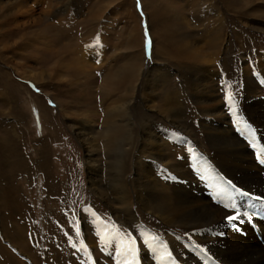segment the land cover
<instances>
[{
  "label": "rangeland",
  "instance_id": "1",
  "mask_svg": "<svg viewBox=\"0 0 264 264\" xmlns=\"http://www.w3.org/2000/svg\"><path fill=\"white\" fill-rule=\"evenodd\" d=\"M207 1L217 8L216 14L206 6V0H0V138H6L10 133L8 146L11 151H20L25 163L11 167L14 156L7 163L0 151V185L5 184L3 175L8 172L11 175L9 182L21 193L22 204L17 208L21 207L23 211L20 219L15 216L11 222L22 223V239L29 235L34 248L33 251L22 250L20 245L12 243L6 232L9 224L6 228L0 216V250L6 252L4 255L0 252V260L5 261L2 264H146L144 253L150 249L149 238L126 222L113 210L109 200L92 189L87 153L78 131L79 110L74 104L75 96L87 92L78 88L75 81L70 82L74 77L71 79L69 68L59 69L55 64L61 60L67 65L72 53L75 56L76 52L84 53L87 48L91 54L104 49V64L98 65L99 69H91L94 70L90 73L92 81L86 87L95 96L101 95V88H108L100 77L108 70H114L119 64L135 68L137 83L132 81L131 74L129 84L124 82L121 88L124 97L121 102L127 101L130 116L118 118L114 125L111 124L115 137L110 141L113 148L106 147L104 141L103 108L99 110L102 117H95L93 135L103 165L99 179L107 182L109 157L119 155L118 144L130 139L132 128L129 124L133 123L135 151L126 158L130 186L135 188L139 162L145 164L149 159L151 150L147 138L153 133L155 140L151 141L158 146L155 152L160 160L156 168L159 183L168 180L172 187L183 186L187 192V155L192 146L209 153L202 119L195 110L197 90L218 97L230 107L235 104L244 107L252 101L250 96L259 99L264 96V83H253L263 75L260 62L264 61V0L253 1V13L245 8L234 10L224 0ZM238 1L241 5L250 0ZM156 13L160 17L162 14V18ZM219 15L229 33L230 49L221 55L215 67L201 60H197V65L188 62L186 57L174 55V35L190 32L199 38L205 26L220 25ZM14 29L20 33L9 35ZM238 31L242 34L240 39ZM171 35L172 40H167ZM98 59L100 54L96 53L88 62L99 64ZM30 70L33 77L26 76ZM44 71V75H37ZM59 72H63L60 79ZM230 93L235 98L233 104H229ZM131 95L129 102L127 98ZM242 110L240 119L243 122L240 120L237 124L245 132L243 138L251 145L248 139L252 137L245 126L248 121ZM255 140L259 141L256 137ZM43 146L49 154L47 167L29 175L28 162L35 160ZM257 161L261 163L260 159ZM217 175L222 177L216 172L208 173L212 176L211 182L220 187ZM226 177L229 179L230 176ZM219 179L224 186L241 188L225 177ZM51 182L56 183V194L47 193L45 183L51 188ZM231 193L230 198H236V194ZM134 199L143 224L151 233L162 237L166 245H169V235L187 240V225H167L155 214L147 212L141 201ZM2 203L1 212L8 214L11 206ZM248 211L264 217V208ZM250 226L263 243L262 229L256 227V231L252 224ZM109 236L131 244L128 249L131 248L134 258L130 263L122 260V252L112 253L107 244ZM90 237L105 242L92 245L88 240ZM184 248L177 257H182L178 264H187V246ZM6 254H9L8 258ZM171 259H174L173 255Z\"/></svg>",
  "mask_w": 264,
  "mask_h": 264
},
{
  "label": "bare ground",
  "instance_id": "2",
  "mask_svg": "<svg viewBox=\"0 0 264 264\" xmlns=\"http://www.w3.org/2000/svg\"><path fill=\"white\" fill-rule=\"evenodd\" d=\"M224 1L229 3L228 7L231 6L234 10H243L242 8H245L250 13L255 11V8H252L254 0L242 3V6L240 5L241 1L238 0ZM206 2L208 1L206 0ZM210 5V2L206 4L207 7L211 8L210 11L216 14L218 12L217 8L215 9ZM156 15L158 18H162V14L161 17L159 13H156ZM262 15L264 16V11ZM218 18V24L220 25L205 26L200 32L199 38L197 34L193 35L190 32L187 35L177 34L174 37L171 35L170 38H167L169 41L172 40V37L173 40L175 39L173 42L174 55L186 57L188 62L193 61L197 65V60H201L203 63L210 64V67H215L217 60L229 48V33L226 32V26L221 23V15ZM11 31L9 35L20 33L16 29ZM240 32L238 31L239 35L237 34L239 39L240 36L242 38ZM87 49L86 51L83 50L84 53L76 52L75 56L72 53L67 65L66 63L62 64V61L58 60L55 66L59 67V69L63 67L64 69L69 68L71 70V79L74 77L72 80L69 78L70 82L75 81V84L79 86L78 88H84V91L87 92L85 95L75 96L76 103L74 104H76L75 107L79 110L78 131L87 153L86 165L92 189L102 198L109 200L113 210L121 214L126 222L138 228L145 237L149 238L151 246L144 253L146 264H175V262L178 264L180 262L177 261L182 259V257H177H179L181 250L186 249L184 248L185 245L187 246V264H264V240L262 243L255 236L250 226L252 224L254 229L256 227L260 228L264 233V217H257L248 211L251 209L254 212V209L264 208V96L260 99L259 97L250 96L252 97V101H248L246 106L243 107L240 104H235L230 107L227 104L224 105L218 97L210 95L206 91H202L203 93H201L197 90L196 98L198 106L197 108L195 107V110L202 119V125L206 134V146L209 153H203L196 145L192 146V151L187 155V192L183 186L172 187L171 182L168 180H166V183H159L156 168L160 160L157 152H155L158 146L154 141H151V139L155 140L153 133H149L150 135L147 138V146L151 150L148 153L149 159L145 164L144 162L141 164L139 162L140 167L136 168L135 188L130 186L126 158L135 151L134 143H132L135 134L133 123L129 124L130 128H132L130 139L123 140L120 142L122 144H118L120 149H118L119 152H116L119 155L114 154L115 156L109 157L106 171L108 179L104 183L99 179L103 165L99 161L100 150L96 142L97 139L93 135L94 123L96 122L95 117L101 116L99 110L103 108L104 117H101L106 131L104 133V141L106 142V147L113 148V142L110 141L115 137L111 132V124L114 125L119 119L122 120L130 116L127 101L121 102L124 99L121 95V91L123 90L121 88H123L124 82L125 84H129L131 74L133 75L132 81L137 83L138 75L135 68H131L132 66L128 67L127 65L119 64L114 70H108L106 75L100 76L102 77V84H107L108 88H103V90L101 88V95L95 96L92 91L86 90V87L92 81L90 73L94 72L98 68V65L104 64L103 55L105 50L100 49L91 54L89 48ZM96 53L100 54V59H98L99 64H90L88 62L89 58L93 55L95 56ZM98 61L95 60V62ZM260 64L263 75L253 82L255 84L258 81L264 83V61L260 62ZM30 73L31 70L30 72H26V76L33 77ZM45 73L44 71L37 75L42 76ZM62 73L59 72V79L62 78ZM76 79L81 81H76ZM31 80L36 83L40 82L36 79ZM130 98L132 99V95L127 98L129 102ZM229 100V104H233L235 101L231 93ZM90 104L93 106H89ZM242 109L245 110L244 114L246 121H248L245 123V126L252 137V139H248L251 141V145L243 138L245 132H242L237 124V122L240 123L242 121L240 119L243 113ZM11 134H15L14 130H11ZM11 136L9 133L6 134V138H0L1 155L7 163L10 157L14 156L11 161V167L25 165L20 151L17 149V151L14 149L11 151L8 146ZM173 136L174 133L172 134ZM255 137L259 141L255 140ZM38 152L39 154L35 157V160L28 162L27 166L28 168L30 167V171H28L29 175H32L36 169L42 170V168L47 167L49 159L48 149L43 146ZM131 157L133 158V156ZM30 158L32 159L31 156ZM258 159H260L261 163L257 161ZM214 172L221 174L226 179H228L226 175H229L228 180L235 182L241 188L237 190L235 187L222 185V180L219 179L222 178L220 175H217V181H221V186L217 187V183L213 184L210 180L212 176H208V173L212 175ZM3 176L6 182L4 185H0V216L5 226L9 224L10 228L6 226V232L12 243L20 245L22 250L33 251L34 248L29 240V235V239H22V223L15 224V221L11 222L15 216L20 219L23 214V211L21 212L20 209L21 207L17 208L19 204H22L20 192L16 191L17 187L9 182L11 175L8 172H5ZM46 183L45 188L47 189V193L56 194L58 192L55 182H51V188ZM230 193L236 194V198H230ZM60 194H57L58 198L61 197ZM134 198L141 201L143 208L147 209V212L150 211L152 214L158 216L163 223L172 226L177 224L187 225V240L183 237H172V235H169V239L167 240L169 245H166L167 243L164 242L162 237H159L156 233H151V230L143 224L134 206ZM2 202L11 206V208L9 207L8 214L1 212L2 206H4ZM228 217H235V219L230 220ZM88 240L92 245L105 242L103 239H99L98 241L93 237L88 238ZM107 244L112 248V253L116 252V250L120 251V253L122 252L121 257L124 262L130 263L134 258V253H130L131 248L128 249L131 244L123 240L118 242L117 238L114 237H111ZM120 247L123 248L120 249ZM169 247L172 249H169ZM0 252L2 255L6 253L2 249ZM6 255L8 258L9 254ZM172 255L174 256L173 260L171 259ZM11 258L13 257L11 256ZM2 262L5 263L4 259L3 261L2 259L0 260L1 264Z\"/></svg>",
  "mask_w": 264,
  "mask_h": 264
},
{
  "label": "snow or ice",
  "instance_id": "3",
  "mask_svg": "<svg viewBox=\"0 0 264 264\" xmlns=\"http://www.w3.org/2000/svg\"><path fill=\"white\" fill-rule=\"evenodd\" d=\"M228 219L233 220V219H235V217H228Z\"/></svg>",
  "mask_w": 264,
  "mask_h": 264
}]
</instances>
